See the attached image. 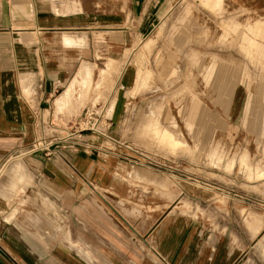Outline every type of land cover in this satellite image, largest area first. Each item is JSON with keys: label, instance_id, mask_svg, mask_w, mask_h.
I'll list each match as a JSON object with an SVG mask.
<instances>
[{"label": "crops", "instance_id": "0c3cea01", "mask_svg": "<svg viewBox=\"0 0 264 264\" xmlns=\"http://www.w3.org/2000/svg\"><path fill=\"white\" fill-rule=\"evenodd\" d=\"M159 6L0 0V264H257L237 230L209 219L210 191L161 170L169 159L145 166L105 127L68 137L84 60L125 67ZM50 135L65 136L50 156L31 151Z\"/></svg>", "mask_w": 264, "mask_h": 264}, {"label": "rangeland", "instance_id": "374dc122", "mask_svg": "<svg viewBox=\"0 0 264 264\" xmlns=\"http://www.w3.org/2000/svg\"><path fill=\"white\" fill-rule=\"evenodd\" d=\"M153 10L145 41L130 51L125 66H141L145 86L130 94L131 85L121 84V76L109 69L120 57H87L76 125L89 128L81 123L83 112L98 111L107 99L97 131L107 128L109 138L134 149L139 156L129 152L145 166L156 168L169 159L176 167L161 170L191 182L194 193L210 191L209 219L237 230L250 246L248 254L264 264V54L247 40L254 36L252 27L264 31V0H160ZM261 36L256 41L264 45ZM150 39L136 62V52ZM119 97L123 106L116 117ZM255 114L257 125L249 131ZM152 126L180 141L177 149L150 138ZM53 137L61 136L48 138Z\"/></svg>", "mask_w": 264, "mask_h": 264}, {"label": "bare ground", "instance_id": "6f19581e", "mask_svg": "<svg viewBox=\"0 0 264 264\" xmlns=\"http://www.w3.org/2000/svg\"><path fill=\"white\" fill-rule=\"evenodd\" d=\"M205 1L209 2L210 0H205ZM251 29L253 30L252 34L254 36L249 37L247 39L249 44H251L252 46H255L257 48V50L258 49H263V54H264V45L256 41V39H257L256 37L257 36H261V34L263 35V38H264V31L261 28H259V27H252ZM149 41H148V43H149ZM152 43H153V39L150 41V43L148 45L143 46V49L141 50V52H139V54H135L134 60L136 62H138V60L141 59L140 57H142L144 55L146 50H149V46H151ZM128 61L129 60H127V63H128ZM111 67L109 68L110 70H114L118 74V77L121 76V84L122 85H128V86L131 85V87H130L131 90L129 91L130 94L137 93L138 91H140L145 86V83H143V82H145L147 80V76H144V73L142 71V67L141 66L138 67V68H135V67L134 68H129V69L125 70V71H124L125 67H123V68H121L119 70H116L115 67H112V68ZM218 73L219 74L222 73V66H220V68L218 69ZM83 75H84V73L81 74V78H83ZM81 81H82V79H81ZM257 94H258V92H257ZM219 99L220 98H217V102L219 101ZM115 104H116L115 115H116V117H118L119 111H120L121 107L123 106V103H122L120 97L117 98ZM222 104H224V101H222ZM253 105L255 107H257V105H258V102H257L256 98L253 99ZM112 106H113V103H112ZM246 109H248V108H246ZM111 110L112 109L110 107V111ZM111 112H113V110ZM249 112L252 114V104L251 103H250V106H249ZM263 119H264V112H263ZM256 121H257V115L255 114L254 118L252 117V120L249 121L248 124H247L249 131H253V129L257 125ZM252 122H254V123H252ZM150 129H151V127H150ZM148 136L150 138H153V139L155 138L157 140V142H159L162 145H166L167 144L172 149H177V147L179 146V143H181L180 141L176 140L175 137L173 138L167 130H163L162 128H158L156 126H152V131L148 134Z\"/></svg>", "mask_w": 264, "mask_h": 264}, {"label": "built area", "instance_id": "2783aa9c", "mask_svg": "<svg viewBox=\"0 0 264 264\" xmlns=\"http://www.w3.org/2000/svg\"><path fill=\"white\" fill-rule=\"evenodd\" d=\"M83 114H84V121H82L81 123L86 124V125L90 124V127L86 128V129H80L79 130L77 125H76V127L73 130H71L68 137L73 135V134H77V133L79 134L83 130H87V131H90L92 133H98L99 132V130L97 131V127H98L99 119L102 117V112L97 113L96 110L93 112L90 109V107H88L85 109ZM76 124H78V123H76ZM63 139H65V137L39 138L37 140V142L35 144H33V146L31 147V151L42 150L45 153V155L50 156L53 153L52 146L56 142H59L60 140H63Z\"/></svg>", "mask_w": 264, "mask_h": 264}]
</instances>
